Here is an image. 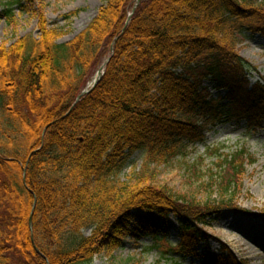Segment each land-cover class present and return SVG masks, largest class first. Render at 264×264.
Segmentation results:
<instances>
[{
  "label": "trees",
  "instance_id": "trees-1",
  "mask_svg": "<svg viewBox=\"0 0 264 264\" xmlns=\"http://www.w3.org/2000/svg\"><path fill=\"white\" fill-rule=\"evenodd\" d=\"M103 1L73 41L60 43L65 33L41 15L38 38L0 46V264H93L121 246L137 212L177 218L187 259L207 245L211 220L239 210L244 166L254 161L243 150L213 152L220 173L205 189L215 200L154 182L157 168L203 140L209 125L262 129L264 79L249 80L257 69L239 46L246 34L264 38V1L144 0L128 24L137 0ZM32 2L10 1L11 26L14 7ZM108 58L101 81L76 103ZM206 82L226 97L214 98ZM136 152L144 163L122 180ZM221 249L213 264H246Z\"/></svg>",
  "mask_w": 264,
  "mask_h": 264
},
{
  "label": "rangeland",
  "instance_id": "rangeland-1",
  "mask_svg": "<svg viewBox=\"0 0 264 264\" xmlns=\"http://www.w3.org/2000/svg\"><path fill=\"white\" fill-rule=\"evenodd\" d=\"M11 0H0V46L13 45L19 39L32 35L40 36L39 17L44 15L50 28L63 31L65 35L60 43L73 41L84 32L97 17L104 6L103 0H32L14 7L17 25L11 26L4 16V9ZM264 1V0H263ZM127 26V24H126ZM241 57L257 71L251 73L252 83L264 79V38L260 35L246 34L239 46ZM212 96L225 98L227 91H216L214 85L206 82ZM204 139L190 144L185 153L175 158L170 164L157 168L155 185L169 188L171 191L196 197L205 203L217 199L208 184L218 181L220 173L215 150L219 154L231 156L241 150L247 152V158L254 159L244 166V179L236 205L238 211L226 209L206 226L210 236L207 243L199 245L197 256L184 258L177 247L181 242L180 221L174 216L169 220L149 221L143 213H135L133 223L126 229V237L117 250L106 251L95 257L93 264H213V257L221 255L225 245L239 261L246 264H264V248L253 245L246 251L242 243L248 241L236 225L226 226L227 221L243 224L248 234L264 238V122L260 130H250L245 121L209 125L204 130ZM145 153L136 152L131 156L122 171L121 179L127 180L142 167ZM248 160V159H246ZM199 170L198 177L193 176V168ZM89 236L91 230H85ZM221 244V245H220ZM171 248L174 253L164 254ZM252 252L258 255L253 259ZM209 258V260H208Z\"/></svg>",
  "mask_w": 264,
  "mask_h": 264
},
{
  "label": "bare ground",
  "instance_id": "bare-ground-1",
  "mask_svg": "<svg viewBox=\"0 0 264 264\" xmlns=\"http://www.w3.org/2000/svg\"><path fill=\"white\" fill-rule=\"evenodd\" d=\"M232 225H236L237 227L240 228L241 232L244 234L245 238L248 240V241H244L242 243L241 246H244L246 248V251H249L250 248H253V245L257 246V247H263L264 248V238L262 237H258L256 234L255 235H250L248 234L249 231H247V229L245 228V225L243 224H235L233 221H227L226 223V226H232ZM252 256H253V259H257L258 258V255L254 252H252Z\"/></svg>",
  "mask_w": 264,
  "mask_h": 264
},
{
  "label": "water",
  "instance_id": "water-1",
  "mask_svg": "<svg viewBox=\"0 0 264 264\" xmlns=\"http://www.w3.org/2000/svg\"><path fill=\"white\" fill-rule=\"evenodd\" d=\"M142 1H143V0H137V5H138L139 3H141ZM102 76H103L102 71H99V77H98V79L96 80V83H98V82L101 80ZM87 93H88V91H84L83 94L77 99V102L80 100V98H81L83 95H85V94H87ZM35 153H36V152H35ZM33 154H34V153H33ZM24 177H25V176H24ZM34 207H35V206H34ZM30 228H31V230L33 229L32 219L30 220ZM33 245H34V248H35L36 252H37L39 255H42L41 252H40V251L38 250V248L36 247L34 241H33Z\"/></svg>",
  "mask_w": 264,
  "mask_h": 264
}]
</instances>
